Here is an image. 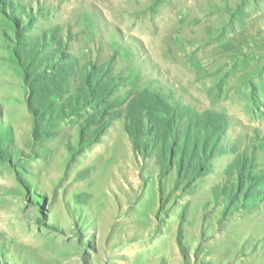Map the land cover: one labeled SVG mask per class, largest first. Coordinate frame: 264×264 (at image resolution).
I'll list each match as a JSON object with an SVG mask.
<instances>
[{
    "label": "rangeland",
    "instance_id": "1",
    "mask_svg": "<svg viewBox=\"0 0 264 264\" xmlns=\"http://www.w3.org/2000/svg\"><path fill=\"white\" fill-rule=\"evenodd\" d=\"M0 264H264V0H0Z\"/></svg>",
    "mask_w": 264,
    "mask_h": 264
},
{
    "label": "bare ground",
    "instance_id": "2",
    "mask_svg": "<svg viewBox=\"0 0 264 264\" xmlns=\"http://www.w3.org/2000/svg\"><path fill=\"white\" fill-rule=\"evenodd\" d=\"M246 66H247V65H246ZM261 67H263V66L261 65ZM261 67H260V68H261ZM258 68H259V66H258Z\"/></svg>",
    "mask_w": 264,
    "mask_h": 264
}]
</instances>
